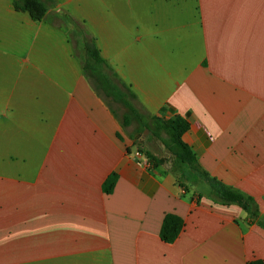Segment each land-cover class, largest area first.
<instances>
[{
  "label": "crops",
  "instance_id": "crops-1",
  "mask_svg": "<svg viewBox=\"0 0 264 264\" xmlns=\"http://www.w3.org/2000/svg\"><path fill=\"white\" fill-rule=\"evenodd\" d=\"M47 14L0 0V264L264 262V225L241 207L186 168L138 164L124 107L82 73L72 19L134 106L185 118L201 167L264 216V0H57ZM167 213L183 220L171 243Z\"/></svg>",
  "mask_w": 264,
  "mask_h": 264
},
{
  "label": "trees",
  "instance_id": "trees-1",
  "mask_svg": "<svg viewBox=\"0 0 264 264\" xmlns=\"http://www.w3.org/2000/svg\"><path fill=\"white\" fill-rule=\"evenodd\" d=\"M11 2L15 10L27 13L35 21L45 20L48 9L56 4V0H11ZM75 36L78 37V35ZM80 39L78 43L83 50L81 59L82 73L97 94L102 91L122 104L124 113L121 127L130 125L134 119L138 125L135 130L137 133L145 130L149 135L160 140L166 151L171 155L175 166L182 165V167L188 169V172L203 180L210 187V198L212 201L225 205H238L250 218L257 220L263 226L264 216L260 215L253 197L237 188L224 184L201 167L195 153L182 140V135L189 126L186 119L181 116L165 119L158 115L143 113L137 109L132 103L135 96L131 90L123 83V89H119L112 81V77L108 72L111 69L101 56L95 38L87 36L85 31L82 30ZM111 73L114 77L116 76L113 72ZM145 156L153 162L154 166L163 162L162 158H156L149 152H145ZM115 181L116 173L112 172L102 184L103 192L110 193ZM182 227L183 220L179 216L167 213L163 217L159 237L163 242L171 243L177 238ZM246 264H264V262L261 259H254Z\"/></svg>",
  "mask_w": 264,
  "mask_h": 264
},
{
  "label": "rangeland",
  "instance_id": "rangeland-1",
  "mask_svg": "<svg viewBox=\"0 0 264 264\" xmlns=\"http://www.w3.org/2000/svg\"><path fill=\"white\" fill-rule=\"evenodd\" d=\"M57 2V0H56ZM60 12H64L63 10H59ZM51 15L53 13H56L55 11H50L49 12ZM48 15V14H47ZM72 18V17H71ZM73 21L75 23H77V25L79 27H81L82 30L85 31V29H83V23L77 19H74L72 18ZM54 21H56L57 23L59 24H65L66 22H63L62 19H54ZM87 32V31H86ZM89 35V33L87 32V36ZM73 38H74V35L72 34ZM83 50L81 48L80 45H77V47H75V54L76 56L79 58L80 60V63H81V67H82V54ZM80 55V56H79ZM113 108L115 109L116 111V114H117V117L119 118V120H121V114H122V110L124 112V109L120 110L119 108H116L115 107V104L113 103ZM138 127L136 121L133 119L131 124L126 126V127H123L121 128L123 134L125 136H128V138L132 141V146L134 148V152H133V155L135 157H138L140 156V159L142 160H146L147 162H149V165H153L152 161H150L146 156H145V152H149L151 153L152 155H154L156 158H162L163 162L161 165L163 166H166V167H171L170 170L174 169L175 170H181V178H184L185 177V168L182 167V165H177L175 166V164H173L172 162V157L171 155L166 151V149L164 148V146L162 145L161 141L152 137L151 135H149V133L147 131H143V132H136V128ZM137 153V155H136ZM182 167V168H181ZM184 169V170H183ZM189 180V179H188Z\"/></svg>",
  "mask_w": 264,
  "mask_h": 264
},
{
  "label": "built area",
  "instance_id": "built-area-1",
  "mask_svg": "<svg viewBox=\"0 0 264 264\" xmlns=\"http://www.w3.org/2000/svg\"><path fill=\"white\" fill-rule=\"evenodd\" d=\"M136 155H137V153H136ZM138 158H139V160H138V164H139V165L144 166V167H146V168L150 166V165H149V162H147L145 159H144V160H143V159L141 160V159H140V156H138Z\"/></svg>",
  "mask_w": 264,
  "mask_h": 264
}]
</instances>
